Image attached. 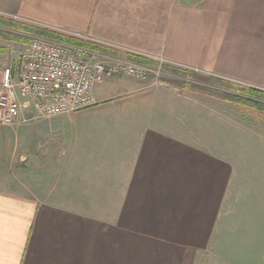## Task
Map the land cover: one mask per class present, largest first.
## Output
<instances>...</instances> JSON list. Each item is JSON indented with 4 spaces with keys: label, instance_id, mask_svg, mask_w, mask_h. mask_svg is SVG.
<instances>
[{
    "label": "crops",
    "instance_id": "obj_1",
    "mask_svg": "<svg viewBox=\"0 0 264 264\" xmlns=\"http://www.w3.org/2000/svg\"><path fill=\"white\" fill-rule=\"evenodd\" d=\"M0 16L264 92V0H0ZM143 85L0 126V264H111L116 244L119 264H264V109Z\"/></svg>",
    "mask_w": 264,
    "mask_h": 264
},
{
    "label": "built area",
    "instance_id": "obj_2",
    "mask_svg": "<svg viewBox=\"0 0 264 264\" xmlns=\"http://www.w3.org/2000/svg\"><path fill=\"white\" fill-rule=\"evenodd\" d=\"M31 38L15 63L0 68V126H11L27 110L30 116L24 119L50 118L86 108L95 103V84L117 76L147 83L159 72L128 58L42 36Z\"/></svg>",
    "mask_w": 264,
    "mask_h": 264
},
{
    "label": "trees",
    "instance_id": "obj_3",
    "mask_svg": "<svg viewBox=\"0 0 264 264\" xmlns=\"http://www.w3.org/2000/svg\"><path fill=\"white\" fill-rule=\"evenodd\" d=\"M32 36H42L46 38L56 39L63 43L86 48L97 53L116 55V53L112 52V50L103 46L80 40L75 37L61 35L54 31L37 27L20 20L0 16V39L5 40L8 43H21L27 45L31 42ZM6 51V47L0 46V53ZM124 57L139 63L155 64V62H152L151 60L144 59L138 56L124 55ZM172 70L179 72L180 74H186V71L183 70L174 68H172ZM215 79L216 80H211L212 83H214V87H205L199 89L205 90V92L209 95H213L234 104L249 106L257 109H264V104L260 101H264L263 91L239 85L237 83L228 81L224 82V80H220L217 78ZM183 86L189 89L193 88L191 87V82H187L186 84H183ZM215 87L222 88L224 90L217 89Z\"/></svg>",
    "mask_w": 264,
    "mask_h": 264
},
{
    "label": "rangeland",
    "instance_id": "obj_4",
    "mask_svg": "<svg viewBox=\"0 0 264 264\" xmlns=\"http://www.w3.org/2000/svg\"><path fill=\"white\" fill-rule=\"evenodd\" d=\"M2 41L5 42L6 44H9V46H12L11 47L12 49H10V51L8 53L9 55H5V56L1 55L0 56V60L2 57H7V56L9 57V58H7L8 60L5 63L0 62V68L4 65H7L10 63H15L14 60L16 61L17 56L19 55V53L21 51H23L24 47L26 46V44L8 43L5 40H2ZM156 59H161L160 60L161 62L157 61L158 63L155 62V64L141 63V64L148 65L149 67L154 68V70L159 69V72L157 74L152 75V77L150 78L151 81L144 83V82H141L138 80L140 83L145 84L142 86V89H146V88L149 89V88H156L157 87V88L165 89V90H175V89L177 90V89H180L181 86H183V84H186L187 82H191V87H193L192 89H196L198 91H203V92H205V90H202L199 88L214 87V83H212L211 80H216V79L214 77H212L211 75H208L207 73L201 72L199 69L179 65L178 63H175L173 61H166V59H164L162 57H155L152 60H156ZM172 68L186 71V74H180L179 72L173 71ZM125 77H127V76H125ZM128 78H132V77H128ZM219 79L224 80V82H227V81L228 82H234V81H230L227 79H222V78H219ZM215 88L224 90V89L218 88V87H215ZM232 93H234V92H232ZM108 98H110V99L106 102L114 101V100L116 101L118 99L117 97H112V96H110ZM94 101H95V103L97 102L95 98H94ZM95 103L92 104L91 106H88L86 108H83V109H80V110H77V111H74L71 113L60 114V115H56V116H53L50 118H34V119L38 120V119L62 118V117H64V115H71V114H74L78 111L92 107V106L96 105ZM26 135L27 134L22 133V132L19 133L20 138H23ZM27 137H28V135H27ZM31 137H34V139L38 138L39 134L34 133L31 135ZM38 141L39 140L35 139V141H34L35 147H36V143ZM39 150H40V148H37V150L35 152L37 155L40 154V152H41ZM67 153H68V149L66 148V149L62 150L59 154L65 155ZM28 165H30V164H28ZM112 228H114V227H112ZM112 248H113V244H112ZM118 248H119V246H117V244H116V248L112 249V251H111V253H112L111 264H119L120 263L119 262V249ZM125 263L132 264L131 262H129L127 252H126V256H125ZM133 263H135V261H133ZM138 263H140V260L138 261ZM138 263L136 262V264H138Z\"/></svg>",
    "mask_w": 264,
    "mask_h": 264
}]
</instances>
